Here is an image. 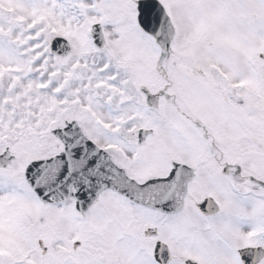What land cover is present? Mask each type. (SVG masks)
Instances as JSON below:
<instances>
[{
  "label": "snow or ice",
  "instance_id": "snow-or-ice-1",
  "mask_svg": "<svg viewBox=\"0 0 264 264\" xmlns=\"http://www.w3.org/2000/svg\"><path fill=\"white\" fill-rule=\"evenodd\" d=\"M0 264H264V0H0Z\"/></svg>",
  "mask_w": 264,
  "mask_h": 264
}]
</instances>
